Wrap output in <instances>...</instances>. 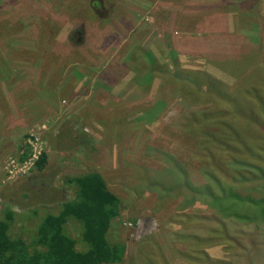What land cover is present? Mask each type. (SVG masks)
Returning <instances> with one entry per match:
<instances>
[{"label": "rangeland", "instance_id": "374dc122", "mask_svg": "<svg viewBox=\"0 0 264 264\" xmlns=\"http://www.w3.org/2000/svg\"><path fill=\"white\" fill-rule=\"evenodd\" d=\"M259 78L264 0H0V217L11 210L12 233L31 243L40 216L74 198L68 178L98 172L121 201L120 264H136L141 249L190 263L211 211L161 198L156 173L180 166L202 180L200 127L188 131L184 112L217 109L244 124L253 111L256 138L264 114L249 90L262 92ZM245 182L234 189L260 184ZM201 245L226 260L224 245Z\"/></svg>", "mask_w": 264, "mask_h": 264}, {"label": "trees", "instance_id": "16d2710c", "mask_svg": "<svg viewBox=\"0 0 264 264\" xmlns=\"http://www.w3.org/2000/svg\"><path fill=\"white\" fill-rule=\"evenodd\" d=\"M245 44L246 41H243L244 48ZM227 57L232 61L231 57ZM259 79L262 92L252 89L251 93L249 90V97L255 98L259 112L264 114V78ZM206 89L219 95L213 85H208ZM239 99L237 97L235 101ZM214 112L219 111L190 110L181 116L188 131L192 123L200 127L193 134L197 136L196 151L202 159L199 167L201 182L194 184L183 167L175 169L169 165L156 173L160 177L164 175L166 182L160 178L154 185L160 186L161 198L165 195L180 197L177 208L181 210L199 203L211 211L199 217L207 227L206 235L201 239L192 237L198 245L195 244L188 252V264H264V122L258 123L255 138L256 133L249 123L252 122L253 111L248 110L250 115L246 119L249 120L244 124L238 123L239 119L226 118L225 114H212ZM243 134L248 136V141ZM164 159L170 161L167 155ZM45 161L46 155H40L34 166L42 169ZM245 181L262 185L258 184L253 194L238 193L234 188L237 183L245 184ZM68 182L75 186L74 198L62 202L57 214L40 216L31 243L23 239V231L19 236L12 233L15 228L14 213L4 211L0 217V264L122 262L125 246L114 233L120 216V199L110 191L98 172L68 178ZM201 243L205 246L224 245L226 260L205 255L198 249ZM159 263L167 264L160 250L143 252L141 249L136 255V264Z\"/></svg>", "mask_w": 264, "mask_h": 264}]
</instances>
